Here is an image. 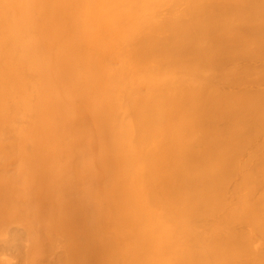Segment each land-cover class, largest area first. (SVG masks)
<instances>
[{
  "label": "rangeland",
  "instance_id": "374dc122",
  "mask_svg": "<svg viewBox=\"0 0 264 264\" xmlns=\"http://www.w3.org/2000/svg\"><path fill=\"white\" fill-rule=\"evenodd\" d=\"M145 1L0 0V30H3L1 25L6 24V36L3 39L7 37L8 40H14L11 44L8 42L12 51L9 52V60L5 65L12 66V73H4L5 89L0 87V92L6 95L2 100L4 103L0 105L4 111V119L0 124V264H102L101 260H107L105 264H143L145 250L142 251L134 239L138 229H149V259H159L157 264H179L177 252L181 251V255L190 245L197 246V243L205 241L207 233L210 236L211 232H215L214 229L222 230L224 227L211 223L212 220L206 221L208 217L203 221L198 216L194 217L195 220L193 217L182 218L183 216L176 214L167 217L166 207H162V210H141L139 207L143 202L140 198L144 200L141 192L142 170L146 161L136 154L130 156V160L125 155L121 159L118 146L115 156L117 164H112L108 159L111 155L108 146L114 147L115 133H125L130 129L133 134L134 130V122L130 118L132 115L122 106L124 92L131 87L138 72L144 71L146 75V71L155 66L154 60L143 56L146 55L145 35L149 34L146 31L150 28L149 25L158 20H162L160 23L163 24L169 17L176 19L177 11L180 8L182 10V7H175L176 11H166V7L175 0ZM164 8L165 10L160 11ZM151 18L154 21L152 23ZM0 48L3 49V46ZM145 59L150 61L147 63ZM237 63L238 67L232 63L234 68L231 69L232 64L230 68L227 65L224 68L228 67V71L235 72L242 66L240 62ZM259 63L262 62L256 63L259 65L258 70L264 71V63L261 64L262 67ZM159 64L162 68L161 63ZM3 66L1 64L0 72L5 69ZM171 69L168 68V72ZM225 69L216 71L213 76L218 73L222 75ZM175 70L173 77L177 75L179 79ZM157 71L159 75H163L162 71ZM204 72L206 75L211 73L207 69L202 74ZM228 76L226 83L223 80L225 77L221 76L223 83H228L227 87L221 82L214 86L215 89H219L218 86L221 85L227 90L242 89V86L229 88L232 86V76L230 73ZM214 79V84L218 83L217 80L220 83V78ZM161 82L164 83L165 78ZM160 86L157 89L155 87L156 91L163 90ZM132 92L134 93L131 90L130 95ZM68 120L79 128L70 126L72 124ZM153 135L155 134H151V138H157ZM105 136L107 139H104ZM134 137L133 144L139 139ZM155 151L153 148L152 156ZM144 158L146 160L145 156ZM109 165L112 169L114 166V170ZM37 171L38 174L34 176ZM153 180L155 181L154 177ZM49 181L51 182L48 183ZM124 183L127 189L123 190L134 196L129 209L131 211L126 210L128 207L125 204L124 209L119 202L121 185ZM27 186L30 187L29 190H26ZM26 194L30 197V204L34 202L41 206L43 203L40 202H47L45 207L41 206L46 210H29L30 204L26 208L13 205L18 198L24 199ZM226 196L228 206L232 203L234 205L233 196L225 195V198ZM229 198L233 200L232 203ZM48 204L51 208L55 206L57 210L48 212ZM230 208L227 209L230 211ZM222 210V215L223 212H229ZM221 213L215 216L216 220L223 218ZM175 217L180 220L176 222ZM190 219L194 222L186 223ZM198 219L203 223H199ZM57 220L61 221L60 224H68L70 220L71 228L65 224L57 225ZM196 221L198 223L194 224ZM237 225V228L245 229L244 224ZM236 226L232 227L236 229ZM79 227L84 228L88 237L91 234L89 239L75 232ZM229 228L225 227L226 231H222L227 232ZM101 230L103 231L100 232ZM202 230L207 235L201 233ZM185 234L191 235L187 237ZM182 235L185 238L181 243ZM168 241L171 244L174 241L173 244L176 245H171ZM260 241L256 240L253 244L256 251L264 248V243L261 241L263 244H260ZM102 242L113 250L108 256L97 252L100 251L97 245L100 246ZM81 246L85 247L86 254L93 252L95 256H90L89 260L85 258L86 261L81 260L80 253H75Z\"/></svg>",
  "mask_w": 264,
  "mask_h": 264
},
{
  "label": "bare ground",
  "instance_id": "6f19581e",
  "mask_svg": "<svg viewBox=\"0 0 264 264\" xmlns=\"http://www.w3.org/2000/svg\"><path fill=\"white\" fill-rule=\"evenodd\" d=\"M175 1L166 7V11L172 10L173 12L176 11L175 7H182V10L181 8L179 10L181 16L177 11L175 17H178L176 19L173 20L169 17L168 21L161 24L163 17L160 19L161 23L159 20L158 23L155 19L160 15L155 13L157 16H154L156 18L153 17V19L157 23H152L154 22L152 18L150 20L152 24L146 31L149 34L145 35L146 55L143 54V56L154 60L155 66L150 67L148 64L150 69L146 71L147 76L144 71L138 72L131 87L124 92V105L122 104V106L132 115L133 118H130L134 122V130L133 134L130 133V129H127L129 133H115L114 147L108 146V152L111 154L108 159L112 164H117L115 156L118 146L120 149L118 155L119 153L122 154L121 159H123V155L129 159L130 156L136 154L137 156L141 155V158L146 161L142 170V181L140 180L143 188V190L141 189L142 196L144 195V200L140 198V201L143 202L139 207L142 208L141 210H162V207H166L165 214L167 217L168 215L169 217L171 215L172 217L173 215H180L183 216L182 218L193 217L192 219L200 217L201 219H199L202 221L208 217L209 219L206 221L212 220L211 223L224 226L222 230L225 231V227L229 228L237 224L245 225V229H239L237 228L239 225H237L236 229L232 227L227 232L216 228L210 236L207 233L208 238L201 244L198 240L196 241V243L199 242L197 246H195L196 244L190 245L187 250L184 248L186 251L181 255V251L177 252L180 257L179 264H264V248L262 247L263 250L259 248L261 250L259 252L260 250L257 249L256 251L255 246H253L256 240H261L264 243V71L258 70L259 65L256 64L259 61L264 63V0ZM144 2L146 1L144 0ZM157 6L160 7L159 4ZM163 10L165 8L160 11ZM183 19L188 20L183 21ZM1 26L3 30H0V40L3 41H0V46H3V49L0 48V67L1 64L7 65L9 52L12 51L9 47L14 41L8 40L9 38L6 39L7 37L3 39V36H6L4 33L6 24L3 23ZM60 32L63 33L62 30ZM150 59L145 60L148 63ZM155 60L161 63L162 68ZM236 61L242 64L241 66L239 63V67H241L237 71L233 69L235 72H230L228 67L224 68L226 65L230 68L232 63L237 65ZM234 64L231 65L233 66L231 69L234 68ZM168 68L177 69L175 71L180 78L178 79L177 75L173 77L174 70L171 69L172 72H168ZM11 69H13L11 65L5 66L4 71L0 72V87L3 89H5L3 75L6 71L11 72ZM157 69L162 71L163 75H159ZM206 69L208 72L211 71L210 75H206L205 72L203 73L205 75L202 74ZM222 69H225L222 71V75L218 73L213 76L216 71ZM229 73L232 76L231 83L229 82L232 86L229 85V88L233 87L234 89V87L242 86V89H237L239 91L227 90L222 85L218 86L222 89H215L214 86L221 84V82L227 87L228 83H224L228 81L226 78ZM190 74L192 77H189ZM199 74L202 75L199 76ZM220 75L222 78L225 77L223 78L225 82L221 80ZM214 77L220 78V83L217 80L218 83L215 82L214 84ZM164 78L165 82L163 83L161 80L163 81ZM162 84L163 86H160ZM158 86L163 90L156 91ZM0 90L2 89L0 88ZM131 90L134 93L132 92L130 95ZM4 98H6L5 93L0 92V105L4 103L2 101ZM2 110L3 108L0 106V124H2L1 120L4 119V111ZM68 122L70 121L68 120ZM70 123L72 124H69L70 126L74 125L73 127L76 129L79 128V126H75V123ZM0 130H2L1 126ZM153 133L155 134L153 136H157V138H151ZM132 137L134 139L139 138L138 141L136 140L138 144L136 142L133 144ZM104 139H107V136ZM153 148L156 150L154 156L151 154ZM110 167L111 170H114V166L113 169L112 166ZM112 172L114 173V171ZM37 174L38 171L34 173V176ZM25 188L26 190L30 189L28 186ZM123 188L127 189L125 183L121 185L122 191L119 202L121 206L124 207L125 204L128 207L127 209L124 207V209L129 210L132 201H134V196H131ZM7 189L10 190L9 187ZM229 193L234 199L233 201L229 198L231 203L234 202V205L232 203L234 207L230 205L234 209L232 211L227 204L229 202L228 197L225 198V195L230 197ZM16 196L18 195L16 194ZM29 198L28 195L26 201L23 198H18L13 202V205L26 208L31 201ZM40 203H43L41 206L45 207L47 202ZM30 205L29 210H46L34 202ZM226 205L231 212L226 208ZM224 209L229 212L226 214L223 212ZM47 210L53 212L57 209L55 206L51 208L48 204ZM219 212L223 218L216 220L215 216H218ZM52 215L50 214V216ZM177 217L174 218L176 222L180 220L176 219ZM174 219L171 218L170 220L174 222ZM192 219L189 222H187L189 219L186 220V223L189 224L191 221L193 223ZM76 221L78 220L76 219ZM197 221L194 224H197ZM56 222L57 225L65 224L71 228L70 220L68 224L67 222L60 224V220ZM204 223L206 224L205 221ZM66 226L64 227L66 228ZM83 230L84 228L80 229L79 227L75 232L89 239L91 234L88 237ZM148 230L138 229L134 239L139 248L142 251L145 250L143 264H157L159 259L148 258L151 249ZM203 232L205 231L202 230L201 233ZM192 233L195 234L193 231ZM189 235L185 234L187 237ZM185 236L182 237V240L180 239L181 243ZM203 236L201 237L205 238ZM168 237H166V241ZM201 237L200 239H202ZM191 238L193 237L191 236ZM89 241L91 242V240ZM261 241L260 244H263ZM173 242L169 244L176 245ZM98 243L100 244V241ZM97 246V249H100L97 252H103L104 256H108L113 251L103 242ZM78 251L75 253H80L81 260L86 261L85 258L89 260L95 256L93 252L86 254L87 251L83 246L78 248ZM147 253L149 254L147 255ZM105 261L101 260L102 264H105Z\"/></svg>",
  "mask_w": 264,
  "mask_h": 264
}]
</instances>
